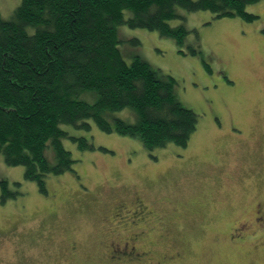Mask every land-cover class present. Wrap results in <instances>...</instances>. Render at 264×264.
Here are the masks:
<instances>
[{
	"label": "rangeland",
	"instance_id": "obj_1",
	"mask_svg": "<svg viewBox=\"0 0 264 264\" xmlns=\"http://www.w3.org/2000/svg\"><path fill=\"white\" fill-rule=\"evenodd\" d=\"M19 4L0 0L1 18L11 19ZM247 11L257 18L188 13L181 45L157 31L118 28L124 59L139 56L172 75L177 99L199 115L198 129L186 148L152 151L137 136L95 125L75 131L92 136L95 148L66 140L77 162L48 178V193L0 154V179L17 193L2 202L0 187V264H100L106 216L121 204L132 210L135 198L155 213L135 227L144 234L135 245L155 259L179 252L181 260L166 264H264V227L255 221L258 208L264 218V0ZM116 117L138 121L131 108ZM236 224L252 235L231 245ZM130 228L120 226L116 237L128 238Z\"/></svg>",
	"mask_w": 264,
	"mask_h": 264
},
{
	"label": "trees",
	"instance_id": "obj_2",
	"mask_svg": "<svg viewBox=\"0 0 264 264\" xmlns=\"http://www.w3.org/2000/svg\"><path fill=\"white\" fill-rule=\"evenodd\" d=\"M254 1L20 0L11 19L0 14L4 162L22 166L24 179L48 193V178L73 171L77 162L66 140L80 150L95 148L92 136L75 131L87 132L95 125L106 133L137 136L151 151L168 143L186 148L199 115L177 99L172 75L139 56L124 59L118 28L157 31L181 45L188 34L183 24L188 13L208 11L215 19L251 22L257 16L247 5ZM84 95L96 99L89 102ZM126 108L137 113L136 123L116 117ZM7 185L0 179L2 202L17 194Z\"/></svg>",
	"mask_w": 264,
	"mask_h": 264
},
{
	"label": "flooded vegetation",
	"instance_id": "obj_3",
	"mask_svg": "<svg viewBox=\"0 0 264 264\" xmlns=\"http://www.w3.org/2000/svg\"><path fill=\"white\" fill-rule=\"evenodd\" d=\"M258 209L257 214H260V216L256 217L255 221L264 227L262 208ZM123 210L125 211L124 215L122 214ZM154 216V210L150 209L149 206L144 205L138 198H135L132 210H127L125 205L123 206L122 204L117 207L115 206L112 213L107 215L105 219V223H107L106 228L110 233L108 234V237L101 242L103 251L99 256L100 264H166L181 260L182 256L179 252L171 254L165 253L159 256L160 258L155 259L150 249L140 250L135 245L144 236L143 232L138 231L135 227L139 223L145 222ZM108 218L109 220H107ZM116 218L119 223H116ZM127 225H130V227L133 228L130 231L135 230V232H132L128 238L116 237V231L119 230L120 226ZM230 230L228 243L231 245L237 244L238 242L243 243L248 238H251L252 235L249 231L248 225L245 224H236Z\"/></svg>",
	"mask_w": 264,
	"mask_h": 264
}]
</instances>
